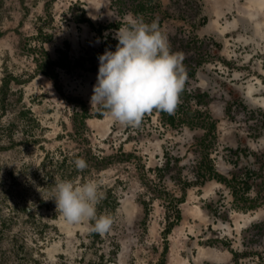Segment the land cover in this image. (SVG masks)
I'll use <instances>...</instances> for the list:
<instances>
[{"label":"rangeland","instance_id":"obj_1","mask_svg":"<svg viewBox=\"0 0 264 264\" xmlns=\"http://www.w3.org/2000/svg\"><path fill=\"white\" fill-rule=\"evenodd\" d=\"M144 1L0 0V264H264V0ZM128 14L180 54L175 126L90 103ZM59 179L94 180L110 230L66 223Z\"/></svg>","mask_w":264,"mask_h":264},{"label":"clouds","instance_id":"obj_2","mask_svg":"<svg viewBox=\"0 0 264 264\" xmlns=\"http://www.w3.org/2000/svg\"><path fill=\"white\" fill-rule=\"evenodd\" d=\"M115 50L99 54L98 74L90 103L105 109V115L121 125L139 122L153 108L171 112L183 86L180 54L170 51L166 36L153 22L128 14L114 32ZM77 169L87 167L82 158ZM56 210L68 224L94 220L93 231L104 234L112 225L108 215H97L103 193L94 180L77 183L59 179L53 186Z\"/></svg>","mask_w":264,"mask_h":264},{"label":"trees","instance_id":"obj_3","mask_svg":"<svg viewBox=\"0 0 264 264\" xmlns=\"http://www.w3.org/2000/svg\"><path fill=\"white\" fill-rule=\"evenodd\" d=\"M148 3H149V0L144 1V3H139L135 12L138 13V12L146 11L147 10L146 8L148 7ZM45 55H47V54L45 53ZM53 64H55V62H53L50 59H48V60H46L44 62V64H41V65L38 66V71L42 72L44 74H47L46 68H48L49 66H52ZM160 111L162 112V117L166 118V121L168 122V124L170 126H175L176 125V121H177V116L176 115H174L172 112L163 111V110H160ZM187 116L188 117H186V119H188L189 116H191V113H188ZM82 120H83L82 121L83 125H85L86 123H85L84 119H82ZM214 126H215L214 123H212V128H214ZM211 170H212V168H211ZM212 175L216 179H218L219 181H221L223 183H229V180L226 177L222 176V175H219V174H216V173H214V174L212 173ZM176 213H177V219H179L180 218V211L177 210Z\"/></svg>","mask_w":264,"mask_h":264},{"label":"bare ground","instance_id":"obj_4","mask_svg":"<svg viewBox=\"0 0 264 264\" xmlns=\"http://www.w3.org/2000/svg\"><path fill=\"white\" fill-rule=\"evenodd\" d=\"M262 20H263V21H262L261 24H264V19H262ZM262 26H264V25H262ZM249 103H250V104H253V105L255 104V102L253 103V100H252V99H249ZM261 214H264V211L261 210V211L259 212V215H261Z\"/></svg>","mask_w":264,"mask_h":264}]
</instances>
